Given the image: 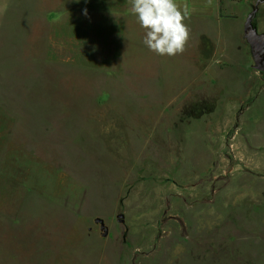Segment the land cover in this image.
I'll return each mask as SVG.
<instances>
[{
  "label": "rangeland",
  "instance_id": "374dc122",
  "mask_svg": "<svg viewBox=\"0 0 264 264\" xmlns=\"http://www.w3.org/2000/svg\"><path fill=\"white\" fill-rule=\"evenodd\" d=\"M207 1L168 57L131 0H0V264H264L258 0Z\"/></svg>",
  "mask_w": 264,
  "mask_h": 264
},
{
  "label": "clouds",
  "instance_id": "9594fccd",
  "mask_svg": "<svg viewBox=\"0 0 264 264\" xmlns=\"http://www.w3.org/2000/svg\"><path fill=\"white\" fill-rule=\"evenodd\" d=\"M130 11L144 29L143 43L150 51L168 57L187 51L191 39L188 14L176 0H131ZM84 14L87 15V9Z\"/></svg>",
  "mask_w": 264,
  "mask_h": 264
},
{
  "label": "water",
  "instance_id": "95a60500",
  "mask_svg": "<svg viewBox=\"0 0 264 264\" xmlns=\"http://www.w3.org/2000/svg\"><path fill=\"white\" fill-rule=\"evenodd\" d=\"M260 2V0L257 1L255 7L249 13L246 19L244 25V35L247 39V42L252 47L255 59V67L259 70H264V33H258L254 24V18L258 12Z\"/></svg>",
  "mask_w": 264,
  "mask_h": 264
},
{
  "label": "crops",
  "instance_id": "0c3cea01",
  "mask_svg": "<svg viewBox=\"0 0 264 264\" xmlns=\"http://www.w3.org/2000/svg\"><path fill=\"white\" fill-rule=\"evenodd\" d=\"M193 1V12H196L197 10H195V8L197 7V6H195V5H197L198 3H200V7L201 8H206V10H208V11H210L209 9H211V8H209L208 7V5H209V3H208V1L207 0H203V1H197V0H192ZM205 1V2H204ZM176 3L180 6V8H181V10H184L185 9V7L183 6L184 5V2H183V0H176ZM205 4V6H203ZM215 8H214V11H216V5L214 6ZM205 11V10H204Z\"/></svg>",
  "mask_w": 264,
  "mask_h": 264
},
{
  "label": "flooded vegetation",
  "instance_id": "af4514ba",
  "mask_svg": "<svg viewBox=\"0 0 264 264\" xmlns=\"http://www.w3.org/2000/svg\"><path fill=\"white\" fill-rule=\"evenodd\" d=\"M255 48V47H254Z\"/></svg>",
  "mask_w": 264,
  "mask_h": 264
}]
</instances>
